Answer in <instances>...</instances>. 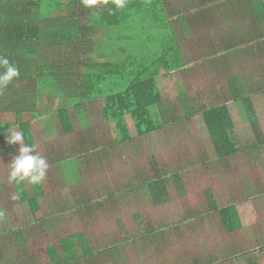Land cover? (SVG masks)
<instances>
[{
  "label": "rangeland",
  "instance_id": "obj_1",
  "mask_svg": "<svg viewBox=\"0 0 264 264\" xmlns=\"http://www.w3.org/2000/svg\"><path fill=\"white\" fill-rule=\"evenodd\" d=\"M170 1L173 8L169 12L177 14L178 19L184 14L191 21L186 26L190 30L185 29L183 21L175 26L177 37L184 36L186 46H181L185 59L196 57L195 60L204 64L193 61L194 64L176 72L177 79L171 74L165 76L159 83L160 93L171 102L182 91L198 103L217 104L222 100L221 92L227 88V76L220 68L222 57L215 59L212 50L223 48L230 33L241 37V32L246 30L254 36L252 26L264 27V23H254V16L246 15L248 7L240 3L234 6L235 0H231V5L225 3V12L217 8L211 11L206 2L199 0L201 9L193 13L189 9L192 0ZM49 5L48 0L43 8ZM214 12L217 18L211 16ZM196 22L200 32L194 34L192 26ZM116 30L101 34L93 53L96 45L106 44L107 34ZM135 33L147 46L156 43L149 40L151 35H146L152 32L140 29ZM251 42L247 54L240 52L231 57L233 62L228 60L225 65L229 77L244 74L249 86L254 79L252 100L264 135V63L254 58L258 40ZM200 43L207 45L208 54L192 57L191 49L200 51ZM40 51L41 61L57 60L60 56L65 59L71 54L68 48L58 50L48 46H41ZM148 54L143 51L137 56ZM73 59L82 62L81 52L73 55ZM119 60L103 55L93 61ZM74 69L81 68L76 65ZM63 105L64 101L58 98L47 101L43 94L37 108L41 119L34 122V147L50 166L47 178L41 183L44 192L41 208L46 217L43 221L35 222L28 205L13 198L16 193L14 184L7 179L8 164L17 155L19 145L6 144L7 131L2 134L5 144L0 145V264H48L47 247H52L62 258L66 238L80 254L77 233L84 235L93 250L121 242L116 244L118 255L111 264H247V259L264 264V149L260 154L249 150L219 163L201 118L187 120L180 109L179 123L167 125L149 136H137L131 119L126 117L133 138L122 142L114 123L102 117L103 102L98 100L85 104L86 129L74 109L68 108L73 132L66 134L57 114ZM228 108L243 141L251 136L244 109L237 102L228 103ZM89 150L92 152L85 154ZM153 164L168 178V197L160 206L153 205L144 185L152 179ZM175 172L179 174L178 183H174L171 175ZM23 186L27 195L32 196L31 184L25 181ZM118 192L121 194L109 198V202V194ZM206 192L218 207L237 204L241 230L225 233L219 215L208 207ZM96 204L100 205L96 207ZM7 222L15 235L18 225L22 228L28 225L21 232V241L10 233ZM149 229L153 232L146 234Z\"/></svg>",
  "mask_w": 264,
  "mask_h": 264
},
{
  "label": "trees",
  "instance_id": "obj_2",
  "mask_svg": "<svg viewBox=\"0 0 264 264\" xmlns=\"http://www.w3.org/2000/svg\"><path fill=\"white\" fill-rule=\"evenodd\" d=\"M202 1L210 6L211 11L217 8L225 12V3L231 5V0ZM47 2L48 0H0V54L6 55L20 70L19 77L0 92V145L5 144L2 134L12 128L24 132L25 143L35 145L34 122L41 119L37 108L41 96L45 94L47 101L50 98L64 101L57 114L61 128L66 134L73 132L68 108L74 109L81 126L86 129L85 104L98 100L103 102L102 117L105 121L114 123L122 142H130L133 138L126 117L131 119L137 136H149L167 125L179 123L180 117L177 114L180 109L187 120L195 116L201 118L219 163L236 155L246 154L249 150L260 154L264 149V135L252 100L255 81L252 79L249 86L244 74L229 77L228 69L223 63L220 68L225 69L223 72L227 76V88L221 92V102L198 103L186 97L182 91L178 92L177 98L172 102L162 97L158 86L161 77L184 70L194 62L198 65L204 64V61L199 59L194 62L184 59L175 26H179L180 21H183V26L189 30L186 28L187 19L184 14H180L178 17L181 19H178L177 14L169 12V9L173 8L170 0H128L123 10H115L110 0L106 5L98 4L91 9L84 8L81 0H49V7L43 8ZM234 2V6L240 3L243 7H248L246 15L249 14V18L254 16V23H264L263 0ZM110 9L113 11L110 12ZM189 9L200 11L199 0H192ZM211 16L217 18L215 12ZM258 26H252L256 37L254 39L258 40L255 42L257 49L254 51V58L264 63V27ZM140 29L141 32H152L146 35H151L149 40L156 43L147 46L139 41L135 31ZM108 30L116 31L108 33L107 43L96 45V51L93 53L96 39ZM241 43L250 44V41L242 40ZM41 46L58 50L68 48L71 54L65 59L60 56L57 60L41 61L38 59ZM143 51L149 54L139 58L137 55ZM200 51L208 54L207 45L201 46ZM200 51H197V54L202 53ZM79 52L82 62H75L73 55L76 56ZM211 53L215 55V59L220 56L215 50ZM103 55L112 59L119 57L121 60L93 61L97 56ZM76 65L81 68L79 71L74 69ZM230 102L241 103L244 109L251 136L243 141L232 121L228 108ZM90 152L92 150L85 154ZM150 171L152 179L144 185L149 191L153 205L160 206L168 197V178L154 164ZM171 175L174 183H178V172ZM31 186L32 196L27 195L23 183L14 184V189L19 197L18 202L26 203L33 220L40 222L46 219L41 208L44 192L41 184ZM206 193L208 207L219 215L225 233L233 234L241 230L237 204L218 207L211 194ZM120 194L121 192L111 193L108 199ZM98 205L100 204H96V207ZM137 219L139 221V218ZM18 222L21 223L19 220ZM27 226L22 228L23 226L18 225L15 235V231L7 222L8 230L17 236L15 239L18 241H21V232ZM152 232L153 230L149 229L146 234ZM75 237L80 254L73 250L72 242L66 238L62 244V258L58 257L52 247H47L48 264H111L118 255L116 244L121 242L93 250L83 234L77 233ZM111 253L113 257L110 258ZM246 263L256 264L250 259H247Z\"/></svg>",
  "mask_w": 264,
  "mask_h": 264
},
{
  "label": "clouds",
  "instance_id": "obj_3",
  "mask_svg": "<svg viewBox=\"0 0 264 264\" xmlns=\"http://www.w3.org/2000/svg\"><path fill=\"white\" fill-rule=\"evenodd\" d=\"M115 10L126 8L128 0H110ZM109 0H81L84 8H95L98 4H108ZM110 12L113 9L109 10ZM20 75L19 68L9 58L0 54V92ZM7 143L10 145H19L17 155L13 157L8 164V182L20 184L27 181L31 185H39L46 178L49 169V163L46 157L36 151L33 145L25 143V134L23 131L7 129ZM18 199V195L13 197Z\"/></svg>",
  "mask_w": 264,
  "mask_h": 264
},
{
  "label": "crops",
  "instance_id": "obj_4",
  "mask_svg": "<svg viewBox=\"0 0 264 264\" xmlns=\"http://www.w3.org/2000/svg\"><path fill=\"white\" fill-rule=\"evenodd\" d=\"M264 1V0H263ZM187 4H185L186 6ZM191 10V9H190ZM191 13H193V11L191 10ZM193 15V14H192ZM193 21H195V18L192 16L191 17ZM192 21V22H193ZM187 22H191L190 20H187ZM194 26H192L194 29V34H196V32H200L199 29H200V26H198L199 24L194 23L193 24ZM190 30V29H189ZM241 37H237L235 35V33H230L227 35V37L225 38L224 40V45H223V48H221L220 46L218 47V54L220 55L219 57L223 58L221 60L222 63H224V66L226 67L225 63L229 60V61H232L233 62V58L231 57H234L235 55H240V52H243L244 54H247L248 53V49L251 47L250 45L252 44V40H256L254 38L256 37H252V35L248 34V32L246 30H243V32H241ZM245 41V40H249L250 41V44H246V43H241V41ZM179 43L180 45L182 46H186V43L184 42V36H181L179 37ZM200 45L202 47H205L206 44H201ZM181 46V48H182ZM183 49V48H182ZM202 53H204V51H200ZM233 53V54H232ZM193 57V55H198L197 54V51L194 50L193 48L191 49V53H190ZM182 55L184 56V53L182 52ZM236 57V56H235ZM196 57L194 58H189L190 60L194 61ZM184 59H185V56H184ZM241 59V61H243V58H239ZM186 60V59H185ZM222 70H225V69H222ZM179 71H182V70H179ZM176 72L178 71H175L173 72L171 75L172 77H175L176 78ZM170 75V76H171ZM167 75H164L163 77H161L159 80H158V86H159V83L161 82V80ZM177 79V78H176ZM132 122V121H131ZM133 124V123H132Z\"/></svg>",
  "mask_w": 264,
  "mask_h": 264
}]
</instances>
